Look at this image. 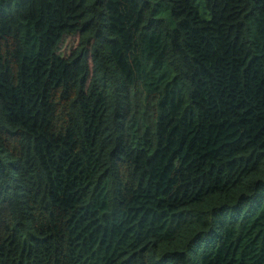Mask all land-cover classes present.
<instances>
[{
  "label": "trees",
  "instance_id": "obj_1",
  "mask_svg": "<svg viewBox=\"0 0 264 264\" xmlns=\"http://www.w3.org/2000/svg\"><path fill=\"white\" fill-rule=\"evenodd\" d=\"M0 264H264V0H0Z\"/></svg>",
  "mask_w": 264,
  "mask_h": 264
},
{
  "label": "rangeland",
  "instance_id": "obj_2",
  "mask_svg": "<svg viewBox=\"0 0 264 264\" xmlns=\"http://www.w3.org/2000/svg\"><path fill=\"white\" fill-rule=\"evenodd\" d=\"M77 42H78V40L75 37L73 38V40H72V38H68V40L64 43V47L68 48V50L65 52V54L69 53L71 51V48L72 47L74 48L75 45H77Z\"/></svg>",
  "mask_w": 264,
  "mask_h": 264
}]
</instances>
